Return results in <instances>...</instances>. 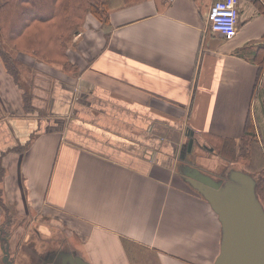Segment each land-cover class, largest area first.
Here are the masks:
<instances>
[{"label":"crops","instance_id":"obj_1","mask_svg":"<svg viewBox=\"0 0 264 264\" xmlns=\"http://www.w3.org/2000/svg\"><path fill=\"white\" fill-rule=\"evenodd\" d=\"M115 1L108 23L86 16L68 69L0 39V236L44 220L90 264H133L125 239L159 264H214L219 217L180 150L187 128L224 152L249 117L259 135L264 0H239L230 36L211 30L218 0Z\"/></svg>","mask_w":264,"mask_h":264},{"label":"trees","instance_id":"obj_2","mask_svg":"<svg viewBox=\"0 0 264 264\" xmlns=\"http://www.w3.org/2000/svg\"><path fill=\"white\" fill-rule=\"evenodd\" d=\"M140 1L142 0H121V3L125 5L132 2L140 3ZM115 5H118V1L0 0V39L48 63L64 64L68 69L70 63L67 45L84 25L86 16L91 13L99 22L108 23V13ZM0 57L9 68L10 58L1 52ZM255 61L261 76L264 71V47L258 50ZM259 137L255 122L249 117L237 155H239L238 161L243 159L249 162L247 163L249 167L244 168L243 171L251 176L254 174L251 171L252 167L264 166V150L261 149ZM209 142L212 145V142ZM258 153L260 158L255 156ZM259 175L255 189L264 207V168ZM124 246L131 252L129 259L133 264H159L154 250L150 251L127 239L124 241Z\"/></svg>","mask_w":264,"mask_h":264},{"label":"water","instance_id":"obj_3","mask_svg":"<svg viewBox=\"0 0 264 264\" xmlns=\"http://www.w3.org/2000/svg\"><path fill=\"white\" fill-rule=\"evenodd\" d=\"M185 135L189 141L180 150L183 178L210 204L221 224V248L214 264H264V207L257 197L256 178L233 169L227 178H216L186 163L195 138L189 128ZM3 250L8 262V246ZM72 264L90 263L75 256Z\"/></svg>","mask_w":264,"mask_h":264},{"label":"rangeland","instance_id":"obj_4","mask_svg":"<svg viewBox=\"0 0 264 264\" xmlns=\"http://www.w3.org/2000/svg\"><path fill=\"white\" fill-rule=\"evenodd\" d=\"M256 122L258 124V134L260 135V145L261 149L264 150V114H258L256 118ZM181 146V148L185 147L189 140H185ZM207 143V145H206ZM214 145V146H213ZM211 145L210 142H206L203 140L197 139L194 142V147L191 154V160L195 162L198 168L202 169L204 172L210 174L216 178H227L228 172L233 170H243L244 168H248L246 160L240 159L238 161L237 150H234L232 146H228L225 149V152L221 150V148H217L215 144ZM204 146V147H203ZM212 146V147H211ZM212 149V151H211ZM255 155V154H254ZM257 158H260V153L255 155ZM263 167H252L251 171L254 173L253 176L258 179L260 176ZM191 189L192 187L187 184ZM60 224L51 223L50 221H44L43 223H35L33 224L30 221H24L22 219L17 220V223H13L7 226L8 233L11 232L12 235V253L16 251L18 252V245H34V239L39 249L42 247H58L59 245H63L66 247H70L69 241L66 238V233L63 232ZM33 230H37L40 234L39 236H35L33 234ZM1 245V243H0ZM18 254V262L19 264H23L20 260H26V253L22 250H19ZM22 251V252H21ZM2 250L0 248V264L2 260ZM20 259V260H19ZM6 260H4L5 262Z\"/></svg>","mask_w":264,"mask_h":264},{"label":"flooded vegetation","instance_id":"obj_5","mask_svg":"<svg viewBox=\"0 0 264 264\" xmlns=\"http://www.w3.org/2000/svg\"><path fill=\"white\" fill-rule=\"evenodd\" d=\"M196 141V140H195ZM204 147V146H203ZM191 155H189L187 157V162L196 166L194 161L191 160ZM180 171H182V169H180ZM3 235L4 236H0V248L2 250V260H1V264H9L10 262H12V264H19L18 262V254L20 253L19 250H22L26 253L27 259L26 260H20V262H22L23 264H72L74 263L75 260V256H78L79 259L83 260L84 262H87L86 260L82 259L80 257V255L77 253V251L75 249H73L72 247H66L63 246L62 244L59 245L58 247H42L41 249L38 248L35 239H34V245L32 246V244H28L30 246L27 245H18L20 247H18V252H17V248L16 251H14L12 253L11 249H12V237L10 236L11 232L8 233L7 231L3 230ZM5 234H8V237L5 236ZM33 234L37 237L40 234L37 232V230H33ZM8 246V253H9V259L8 262H6L7 260L4 258L6 255L4 253L3 247H7ZM21 251V252H22ZM4 260H6L4 262Z\"/></svg>","mask_w":264,"mask_h":264},{"label":"built area","instance_id":"obj_6","mask_svg":"<svg viewBox=\"0 0 264 264\" xmlns=\"http://www.w3.org/2000/svg\"><path fill=\"white\" fill-rule=\"evenodd\" d=\"M239 0H218L209 12L211 30L230 36L235 33L239 20Z\"/></svg>","mask_w":264,"mask_h":264}]
</instances>
